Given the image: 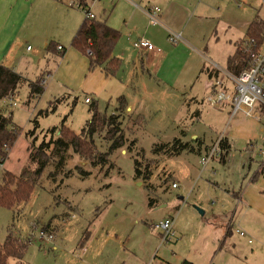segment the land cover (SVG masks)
<instances>
[{"label": "rangeland", "instance_id": "374dc122", "mask_svg": "<svg viewBox=\"0 0 264 264\" xmlns=\"http://www.w3.org/2000/svg\"><path fill=\"white\" fill-rule=\"evenodd\" d=\"M65 2L62 0L63 5ZM134 2L143 4L142 0ZM212 3L203 24L205 37L197 31L196 22L187 25V33L198 34L193 38L197 49L209 56L207 65L215 62L222 65L220 81L224 79L223 84L233 93L224 74L227 67L223 66L228 65L229 56L235 54L237 44L245 37L244 20L264 21V0H212ZM116 5L114 8L111 0H103L94 13L102 17L106 11L111 18L116 14L121 23L122 13ZM70 11L74 17L85 20L84 12L73 8ZM64 12L46 19L48 29L67 28L69 20L67 11ZM66 49L81 54L71 43ZM61 60L59 56L51 64L55 80L46 78L50 84L39 98L30 96L28 84L22 85L12 99L17 106H2L13 113L14 125L20 131L6 164V170L15 176L29 163L30 141L35 140L39 146L49 140V130L62 125L81 133L92 118L89 110L92 103H97L100 113L108 115L115 114L118 108V101L111 103L107 99L111 88L108 92L102 88L100 96H94V101L86 104V97L93 96L86 95L82 88L86 82L80 75L82 67L76 56L69 54L57 75ZM126 62V72L132 74L133 60ZM134 81L138 84L136 77ZM208 82V78L202 77L192 92L181 96H173L164 88L150 91L152 87L148 85L142 91L146 97L138 102V110L125 113L123 130L128 144L137 140L138 151L143 150L148 160L154 159L153 176L148 183L153 186L151 194L142 181L134 178L137 151L130 153L124 147L110 154V171L108 165L94 168L73 155L66 172L79 167L91 172L86 179L77 171L72 177L60 174L53 179L49 177L52 167H47L18 211L0 207V242L11 232L28 249L22 261L12 259L9 263L159 264L163 260L167 264L168 261L182 264L188 260L194 264H264V212L258 210L256 196L261 181L255 180L260 166L261 172L264 169V121L252 122L251 118L232 121L227 106L217 107L209 102L213 93L206 87ZM47 110L49 116L39 117ZM198 111L199 116L195 117ZM138 115L145 120L141 127L133 124ZM35 118L40 128L29 139L27 135L35 129ZM102 136H95L94 140L99 152L105 153L110 143ZM180 138L194 147L199 139L207 151L225 138L231 146L224 162L216 157L206 167L202 166L204 148L200 154L184 152L174 158L152 154L154 145ZM2 171L5 170L0 165V176ZM174 184L179 188L174 189ZM148 196L159 204L150 208ZM167 219L173 221L175 237L162 243V233L154 226ZM47 226L49 231L45 230ZM237 230L246 232L247 238L240 237ZM40 232L54 238L42 243ZM86 235L88 239L84 240Z\"/></svg>", "mask_w": 264, "mask_h": 264}, {"label": "crops", "instance_id": "0c3cea01", "mask_svg": "<svg viewBox=\"0 0 264 264\" xmlns=\"http://www.w3.org/2000/svg\"><path fill=\"white\" fill-rule=\"evenodd\" d=\"M102 1L97 3L89 1L90 12L95 19L106 21L109 27L118 30L121 34L113 53L120 62V67L115 74H107L104 67L91 70L87 56L66 49L86 20L71 15L72 11L69 12V8L76 9L70 5L71 0H66L64 3L68 8L63 5L62 0H0V66L12 69L19 74L24 80L23 85L30 86L31 83L41 82L48 86L50 83L45 82L46 78L55 80L51 66L55 59L59 56L62 57L61 65L57 70V75H59L67 61V56L74 54L82 67L80 75L86 82L82 87L85 94L93 96L91 100L94 101V96L98 98L102 88L106 92L111 88L110 92L106 94L108 101L117 102L119 98L124 97L127 102V113L138 110V102L146 97L142 91L146 90L148 85L152 87L150 91L155 88H160V90L164 88L173 96H181L187 91L192 92L196 82L202 77H206L209 80L206 87L208 90L210 88L213 94L216 92L215 83H219L218 87L229 91L228 87L223 84L224 79L220 81L219 69L222 68V65L220 63L217 65L216 62L207 65L209 56L204 50L197 49L193 38L198 34L187 33V25L196 22L198 24L197 31L205 37L203 24L204 20L208 18L206 14L213 4L212 0H205L206 2L204 0H142L143 4L140 6L134 0H111L112 6L117 4V10L122 13L123 22L121 23L117 21L116 14L114 18H111L107 16L106 11L102 17H97L94 8ZM155 8L161 12L156 15L154 23L148 12ZM64 11H67L66 19L69 20L67 28L56 26L48 29L46 19L56 14L63 15ZM251 23L249 18L244 20L245 33ZM177 35L181 36V40L174 45L169 39ZM139 39H147L157 51H138L134 45ZM56 41L58 43H55ZM59 46L63 48L62 51L57 50ZM49 47L52 52L47 50ZM126 60L128 62L133 60L132 74L126 72L128 67ZM223 67H227V64ZM208 68L209 71L213 69L212 74L216 76L212 80L207 73L203 72ZM224 74L225 76L229 74L226 69ZM135 77L138 84H134ZM229 94L232 93L229 91ZM88 98L86 97V99ZM220 106H227L229 108L228 115H231L232 106L229 102ZM236 117L232 121L240 122L241 119L248 118L243 114ZM250 120L255 121L252 118ZM258 121L263 122L264 119L261 118ZM225 139L231 146L229 140ZM222 154L224 155V152L219 145L214 158H221ZM6 164L7 161L1 165L5 171H7ZM257 179L261 181L256 192L260 205L257 208L264 212V174H261V166L255 180ZM228 225L225 226L226 229H228ZM244 238H247V234ZM162 257H165V253L162 254ZM162 261L159 264H167ZM168 264L173 263L168 261Z\"/></svg>", "mask_w": 264, "mask_h": 264}, {"label": "trees", "instance_id": "16d2710c", "mask_svg": "<svg viewBox=\"0 0 264 264\" xmlns=\"http://www.w3.org/2000/svg\"><path fill=\"white\" fill-rule=\"evenodd\" d=\"M85 8H88L86 0H83ZM84 24L80 27L76 36L73 38L71 46L81 52L89 59L90 69L94 70L99 67H104L107 74L113 75L120 67L119 59L115 58L114 47L121 38L118 30H114L108 26L106 21H98L97 19L85 18ZM235 54L228 58L227 73L238 77L239 74L250 69L251 57L254 53L264 49V21L255 19L247 28L245 38L237 44ZM51 51V47L47 49ZM92 55H88V51ZM52 52V51H51ZM213 79V69L203 70ZM264 75V74H263ZM264 80V76L262 77ZM22 77L14 70L0 66V165H4L9 159V154L13 150L15 142L20 135V131L15 127L13 121V113L8 112L2 107V100L5 98H15L20 86L24 84ZM44 84L41 82L30 84V96L39 98L44 91ZM91 103V102H90ZM116 113L108 115L100 113L97 103L90 104L92 118L88 121L87 126L77 134L75 131L62 125L61 128L49 130V140L36 146V141L32 140L29 147V163L23 168L18 176L13 175L8 171H2L0 176V207L8 208L15 212L19 210L22 204H25L30 195L38 186L47 167H52L50 178L56 179V176L63 174L65 178L72 177L75 171L79 172L83 179L91 175V172L83 171L76 167L74 171L66 172L67 163L77 155L83 159L89 166L94 168H105L108 165V170L112 168L110 165V154L114 151L127 147V151L132 153L137 151L134 158L135 181H142L148 194L153 191V186L148 184L153 176L152 166L154 159H147L143 150L138 151L137 140L128 144L123 130V122L127 111V102L124 97L118 99V108ZM50 112L43 111L39 117L49 116ZM199 116V111L194 115ZM34 131L28 133L27 138H33L36 131L40 128L37 118L33 120ZM145 120L138 115L133 124L141 127ZM58 134V135H57ZM105 134L104 136H102ZM48 136V135H47ZM95 136L104 137L110 143L109 150L101 153L98 150ZM194 147L191 142H185L183 139H175L172 143L165 145H154L152 154L155 156H167L169 158L179 157L184 152L186 153H202L204 143L201 140H196ZM222 152L221 160L225 161V156L229 153L230 146L227 140L220 141ZM204 151L209 154L205 147ZM71 153V154H70ZM212 160V159H211ZM107 172V175L109 174ZM261 174H264V169ZM168 181V180H167ZM149 207H155L159 202L148 196ZM45 230L49 231L47 226ZM45 233V232H44ZM87 236V235H86ZM88 236L84 238L87 240ZM83 244V243H81ZM28 252L27 244L21 241L17 236L9 232L5 241L0 242V264H10V260L22 261ZM23 264V263H20ZM182 264H194L191 261L184 260Z\"/></svg>", "mask_w": 264, "mask_h": 264}, {"label": "built area", "instance_id": "2783aa9c", "mask_svg": "<svg viewBox=\"0 0 264 264\" xmlns=\"http://www.w3.org/2000/svg\"><path fill=\"white\" fill-rule=\"evenodd\" d=\"M89 1L97 3L100 0H86L88 8L84 7L83 0H71L70 5L77 10L84 12L86 14V18L94 19L93 14L90 12ZM160 12L161 11L158 8L148 12L149 17H151L154 23L156 22V15ZM169 40L175 45L181 40V36H172ZM134 46L138 51H157V49L147 39L137 40ZM28 50H30V48H28ZM57 50L62 51L63 48L59 46L57 47ZM88 55H92L90 50L88 51ZM251 60L250 69L239 74L238 77L230 74L226 75L233 86L234 92L231 95L225 88L223 89L222 87H218L220 86L219 83H215L216 92L211 98H209V102L215 106H220L225 102H229L230 106H232L230 115L231 120L240 114L252 119H264V80L262 79L264 76V49L258 53H254ZM12 99L13 98L3 99L1 102L2 106H17V102H14ZM85 102L88 104L91 102V99L88 98ZM218 146L219 145L214 146V148L210 150V153L202 158L203 167H206L210 163L211 159L216 156ZM173 188L178 189V185L174 184ZM172 226L173 221L170 219L162 221L154 226L155 229L162 233V243H167L175 237V232H173ZM40 233V241L42 243H47L48 240L51 241L54 238L53 235H48L43 232ZM237 234H239L242 238L246 237V233L244 231L242 232L237 230Z\"/></svg>", "mask_w": 264, "mask_h": 264}, {"label": "water", "instance_id": "95a60500", "mask_svg": "<svg viewBox=\"0 0 264 264\" xmlns=\"http://www.w3.org/2000/svg\"><path fill=\"white\" fill-rule=\"evenodd\" d=\"M200 213H202L203 215L205 214V213H203L202 211H200Z\"/></svg>", "mask_w": 264, "mask_h": 264}]
</instances>
